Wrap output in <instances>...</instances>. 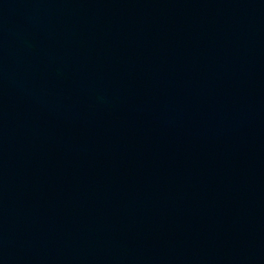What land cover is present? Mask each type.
Returning <instances> with one entry per match:
<instances>
[{"label": "water", "instance_id": "water-1", "mask_svg": "<svg viewBox=\"0 0 264 264\" xmlns=\"http://www.w3.org/2000/svg\"><path fill=\"white\" fill-rule=\"evenodd\" d=\"M0 264H264V0H0Z\"/></svg>", "mask_w": 264, "mask_h": 264}]
</instances>
